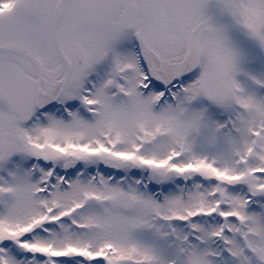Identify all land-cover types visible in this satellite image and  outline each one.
<instances>
[{
    "label": "snow or ice",
    "instance_id": "1",
    "mask_svg": "<svg viewBox=\"0 0 264 264\" xmlns=\"http://www.w3.org/2000/svg\"><path fill=\"white\" fill-rule=\"evenodd\" d=\"M264 0H0V264H264Z\"/></svg>",
    "mask_w": 264,
    "mask_h": 264
},
{
    "label": "rangeland",
    "instance_id": "2",
    "mask_svg": "<svg viewBox=\"0 0 264 264\" xmlns=\"http://www.w3.org/2000/svg\"><path fill=\"white\" fill-rule=\"evenodd\" d=\"M240 50L244 67L256 72H264V48L254 41L250 46L240 47Z\"/></svg>",
    "mask_w": 264,
    "mask_h": 264
},
{
    "label": "flooded vegetation",
    "instance_id": "3",
    "mask_svg": "<svg viewBox=\"0 0 264 264\" xmlns=\"http://www.w3.org/2000/svg\"><path fill=\"white\" fill-rule=\"evenodd\" d=\"M253 42H254V40H250L249 42H246L245 44L239 43V47L250 46Z\"/></svg>",
    "mask_w": 264,
    "mask_h": 264
},
{
    "label": "water",
    "instance_id": "4",
    "mask_svg": "<svg viewBox=\"0 0 264 264\" xmlns=\"http://www.w3.org/2000/svg\"><path fill=\"white\" fill-rule=\"evenodd\" d=\"M248 40H250V38L242 37V38L240 39V42H239V43H244L245 41H248Z\"/></svg>",
    "mask_w": 264,
    "mask_h": 264
}]
</instances>
